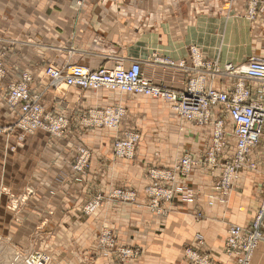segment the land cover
I'll return each instance as SVG.
<instances>
[{
  "label": "crops",
  "instance_id": "crops-1",
  "mask_svg": "<svg viewBox=\"0 0 264 264\" xmlns=\"http://www.w3.org/2000/svg\"><path fill=\"white\" fill-rule=\"evenodd\" d=\"M76 1L0 0V61L6 70L0 88V125H11L18 118L17 109L4 103L7 84L29 72L30 93L42 94L44 114L64 116L68 136L94 148L89 169L76 182L68 143L44 131L26 134L20 142L16 133L0 136L4 191L0 192V226L43 228L36 241L47 243L43 249L51 256L50 264H120L117 254H98L94 248L103 228L111 230L117 246L139 249L135 259L122 264H192L185 248L207 254L215 264H233L222 252L226 230L230 224L251 223L263 194L264 169L239 171L228 203L209 204L207 196L220 172V166L213 168L205 160L217 118L214 112L208 125L198 126L180 120L167 103L141 94L78 86L54 89L44 72L48 66L78 64L95 69L127 67L137 61L154 84L183 90L193 72L179 64L191 66L193 45L204 60L220 66L242 64L251 55L264 56V12L248 20L247 0H81L80 6ZM235 81L217 76L212 86L229 92ZM249 88L254 94L250 83ZM115 104L125 108L119 134L139 132L135 158L125 165L112 164L110 158L117 131L89 129L81 123L88 109ZM263 142L254 152L264 154ZM185 153L197 163L178 183L194 190V201L165 202L169 209L164 216L150 212L146 170L171 166ZM25 187L32 192L17 220L8 210L6 193L16 196ZM116 187L133 189L136 201L117 204L108 198ZM96 194H104L101 202L95 212L84 214V203ZM197 211L203 214L199 219ZM14 239L6 243L20 246L21 240ZM4 258L11 257L0 255L1 264ZM251 264H264V244L255 250Z\"/></svg>",
  "mask_w": 264,
  "mask_h": 264
},
{
  "label": "built area",
  "instance_id": "built-area-1",
  "mask_svg": "<svg viewBox=\"0 0 264 264\" xmlns=\"http://www.w3.org/2000/svg\"><path fill=\"white\" fill-rule=\"evenodd\" d=\"M76 4L80 6L82 1L78 0ZM261 12H264L262 0H247L245 17L254 19ZM190 57V68L207 65L210 69L201 73L197 68L196 79L190 80L183 90H174L162 84H154L142 74L140 63L137 61L127 67L117 65L113 68L90 69L78 64L64 68L48 66L44 73L49 79L48 86L52 88L61 86H78L92 90L104 88L120 95L141 94L152 97L167 103L179 119L193 121L198 126L208 124L214 108L222 109L230 120V129L227 130L220 118L215 119L205 160L213 168L220 166L217 180L212 186L211 199L220 204H226L238 171L241 169L255 171L259 168L251 154L264 141V57L251 55L242 64L226 63L220 66L216 61L204 62L205 60L199 55V48L195 45L190 47ZM179 65L185 66L183 61ZM2 66V61H0V82L3 77ZM218 75L238 78L230 92L220 91L212 86L209 79ZM208 80L209 84H207ZM30 81L31 76L24 74L17 84L12 85L7 99L8 105L15 107L18 112L17 120L11 125L19 131L18 138L21 139L23 135L31 134L37 129L56 134L61 133L67 126V119L62 116L53 117L44 114V108L40 103L41 94L29 93L28 83ZM246 81L255 88L254 94L249 84L245 85ZM124 115L125 108L121 104L93 109L86 124L115 129ZM228 136L233 138L232 148L227 147ZM138 140L139 134L135 131L126 133L122 138H116L114 146L118 157H133ZM217 153H222L224 156L220 165ZM87 156L88 153L83 150L75 169L83 168ZM196 163L191 154L185 153L175 162L172 171L152 175L154 178L174 182L176 176L173 174H189ZM262 180L264 183V171H262ZM174 191L179 192L186 201L193 200V189L184 186H178L174 190L160 188L155 193V197L170 199ZM111 197L112 199L116 197L120 201L132 199L131 194L128 196L127 192L120 190L114 191ZM98 203L96 201L94 205L89 206V210H93ZM158 203L156 199L151 207H156ZM160 214L164 215L163 212ZM261 243L264 244V191L251 224L228 226L222 252L227 259L233 260V264H251L253 254ZM98 248L101 251L108 250L105 253L116 252L121 262L135 258L137 254L134 249L117 246L109 231H104L98 236ZM187 255L189 260L195 264H215L207 254L200 256L187 251ZM17 258L18 256L13 257L7 264H16ZM48 260L49 257L45 253L35 251L24 257V264H46Z\"/></svg>",
  "mask_w": 264,
  "mask_h": 264
},
{
  "label": "rangeland",
  "instance_id": "rangeland-1",
  "mask_svg": "<svg viewBox=\"0 0 264 264\" xmlns=\"http://www.w3.org/2000/svg\"><path fill=\"white\" fill-rule=\"evenodd\" d=\"M247 7V6H246ZM262 13V12H261ZM260 13V14H261ZM248 18V17H246ZM250 20V19H248ZM253 20V19H251ZM199 55L201 56V51L199 50ZM264 57V56H263ZM202 58V56H201ZM203 59V58H202ZM204 60V59H203ZM206 61H211V60H205L204 62ZM3 68V77L1 79V82H0V88L2 86V83H3V80L6 76V70H5V67L2 66ZM103 67V66H102ZM115 67V66H114ZM181 69H188V70H191L193 72V75L189 76L186 83H185V87L187 86L188 82L192 79H196V76L198 74V71L196 70L198 68V70L203 73V71H208L210 69V67H208L207 65H203L202 66H199V67H193V68H185L184 66H180ZM99 68V67H98ZM109 68V67H107ZM110 68H113V67H110ZM46 69V68H45ZM191 73V72H190ZM24 74H29L31 76V81H32V75L31 73L29 72H23L19 78V80L21 79V77L24 75ZM45 74V73H44ZM219 76V75H218ZM217 77V76H213L212 78H208L212 83H213V80L214 78ZM227 77V76H226ZM231 78H234L236 81H235V84L237 82V79L236 77H231ZM19 80L17 81H14V82H10L7 84L6 88H7V94L4 98V103L6 104L7 107L11 108V109H16L15 107H11L8 105L7 103V99H8V96L11 92V88H12V85H15L19 82ZM209 80L207 82V84H209ZM30 81V82H31ZM249 84L248 81L245 82V85ZM166 86V85H165ZM235 86V85H234ZM168 87V86H167ZM60 88V87H59ZM170 88V87H169ZM234 88V87H233ZM232 88V89H233ZM54 89H57V88H54ZM101 89H104V88H101ZM172 89V88H171ZM231 89V90H232ZM28 90H29V93H30V83H28ZM99 90V89H98ZM230 90V91H231ZM229 91V92H230ZM35 93V92H34ZM38 93V92H36ZM41 94V93H40ZM41 99H42V94H41ZM41 99H40V103L42 104L41 102ZM165 103V102H164ZM168 105V104H166ZM43 106V105H42ZM106 107V106H105ZM170 107V106H169ZM104 108V107H102ZM93 109H101V108H92V109H88L84 115L82 116L81 118V123H82V126L85 127V128H89V129H98V130H110V131H113V132H116V136L114 135L113 138H112V142L110 144V158H111V161H112V164H115V163H118V162H121V163H127V162H130L132 161L134 158H135V154H136V150H137V145L135 147V152H134V155L133 157L131 158H125V157H118L117 155V151H116V147L114 146V141L116 138H122L123 136H125L126 133L132 131V130H124L122 131L120 134H119V126H120V122L121 120L124 118V116L121 117V120L117 126V128L115 129H110V128H103V127H95V126H92V125H89V124H86L89 120V116H90V112L91 110ZM214 114L216 115V119L220 118L223 123H224V126L228 129H230V120L226 114V112H224L222 109H219V108H214L213 111ZM222 114V115H221ZM221 115V116H220ZM57 117V116H56ZM64 117V116H62ZM65 118V117H64ZM215 121V120H214ZM213 121V122H214ZM193 122V121H192ZM211 122V116H210V121L208 122V124ZM212 122V124H213ZM14 124V123H13ZM11 124V125H13ZM195 124V123H194ZM206 124V125H208ZM11 125H8L11 127V129H9L10 127L8 126H2L0 125V136H5L8 137L10 136L11 134L13 133H16V137L18 139V141H22L23 138L25 137V135L19 139L18 138V134H19V131L14 128V126H11ZM202 126H205V125H202ZM3 127V128H1ZM14 128V129H13ZM66 129H67V126L64 127V129L62 130L61 133L59 134H56V133H53L51 131H47V130H44V129H37L36 131H34L33 133L37 132V131H44L46 133H48L50 136H52L54 139L56 140H63L64 142L68 143L69 147H70V151L73 152V159H72V163H71V170H72V173H73V177H74V180L77 182H81L82 180V176L83 174L86 173V171L89 169V166H90V163H91V159H92V156L94 154V148L92 147H89L88 145H86L84 142H82L81 140L78 139V137H73V136H68L67 132H66ZM136 133L139 134V132L135 131ZM31 133V134H33ZM27 134H30V133H27ZM228 141H227V147H230L232 144L231 142L233 141V138L231 136H228ZM138 144V143H137ZM262 147L261 148L262 150H264V142L262 143ZM257 148V147H256ZM255 148V149H256ZM10 149H14L13 146L10 147ZM255 149L253 150L252 154H251V157L254 158L257 162V165L259 168L261 169H264V154L261 153V154H257L255 151ZM83 150H86V152L88 153V156H87V161L86 163L83 164V168L78 170L77 168L75 169V165L77 163V160H79L82 156V151ZM261 152V151H260ZM220 156H222V158H220ZM180 158V157H179ZM178 158V159H179ZM177 159V160H178ZM217 159H218V162H219V165L220 163H222L223 159H224V156L222 155V153H217ZM176 160V161H177ZM175 161V162H176ZM175 162L171 165V166H168V167H150L146 170V175L147 177L149 178L150 180V183L145 187V191H146V194L148 196V201H147V208L150 212H154L156 213L157 215L159 216H164L167 214L168 212V209L169 207L165 206L164 203L167 202L169 203L170 205H173V203L175 202H182V203H190L192 201H194L195 199V192L193 190V200L192 201H186L183 199V197H181V194L179 192H176L174 191V194L173 196L170 198V199H167V198H163V197H155V193L158 192V190L160 188H163V189H175L176 187L178 186H184L186 188H190L189 186L185 185V184H180L178 183V180L181 179V178H184L186 177L188 174H173L176 176V180L174 182H170L169 180H162V179H158V177L154 178V176L152 175L153 173H161L163 171H172L173 170V167L175 165ZM125 165V164H124ZM123 165V166H124ZM243 170V169H241ZM239 170V171H241ZM102 171V170H101ZM238 171V173H239ZM238 175V174H237ZM55 179V178H54ZM217 180V177L215 178L214 180V183L216 182ZM236 180V179H235ZM213 183V184H214ZM170 184V185H169ZM234 184V183H233ZM233 184H232V187L230 188V194H231V190L233 188ZM264 184V183H263ZM117 190H120V191H124V192H127V195L130 196V194L132 195V199H124L122 201L120 200H117L116 197H112L113 196V193L114 191H117ZM263 191H264V185H263ZM0 192H4L2 190V187H0ZM31 192H32V189L29 188V187H25L24 188V192L18 194V195H12V194H8V200H7V205L9 207V211L16 217L17 220L20 219V216H19V213L21 212L23 206L25 205V202L27 201V199L30 197L31 195ZM108 198H110L111 200H113L114 202H116L117 204L120 203V202H126V203H134L136 201V198H137V194L136 192L133 190V189H130V188H125V187H116L114 188L111 192L109 191L108 193ZM213 194V193H212ZM104 195V194H103ZM103 195H100V194H96L94 196H92L91 198H89L83 205V213L86 214V215H89V214H92L93 212H95L97 206L93 209V210H89V206L91 205H94L97 202H101V198H103ZM214 195V194H213ZM263 195V194H262ZM106 198V197H104ZM229 198H230V195H229ZM159 202L158 205L154 208H152L151 206L153 204H155V201ZM207 199L209 200V204L212 203L213 201L215 200H212L211 199V196L210 194L207 196ZM261 200V199H260ZM229 201V199H228ZM98 203V204H99ZM228 203V202H227ZM260 203V202H259ZM226 205V204H224ZM88 208V209H87ZM258 208V207H257ZM159 209V210H158ZM257 210V209H256ZM158 212H163L164 215L158 213ZM256 212V211H255ZM202 212L201 211H197L196 212V215L195 217L196 218H201L202 217ZM253 220V219H252ZM21 222V221H20ZM252 222V221H251ZM251 224V223H250ZM231 225V224H230ZM238 225V224H236ZM249 225V224H248ZM239 226H242V225H239ZM246 226V225H244ZM43 230V228H40V227H37V228H33V227H13V226H0V255L1 257L2 256H8L10 259L7 261L6 258H4V264H7L9 261H11L13 259V257L15 256H18L19 259H17L19 263L16 262V264H24V257L29 254V253H32V252H35V251H39V252H43L45 253L48 257H49V260L46 264H50L51 262V256L49 254H47L45 252V250L43 248H45L47 246V243L45 241H36L37 238L39 237V235H41V231ZM104 231H109L111 233V235L113 236L114 238V241L116 243V239L113 235V233L111 232V230L107 229V228H103L102 230L99 231L97 237H96V242H95V245H94V248L97 249V252L98 254L99 253H105L106 251L108 250H104V251H101L99 250L98 248V236L100 234H102V232ZM15 236L17 238H19V240H21V243H19L18 240H16L17 243H19L20 246H16V247H13V246H9V242H14V238ZM8 242V243H6ZM11 244V243H10ZM12 245V244H11ZM9 246V247H8ZM125 248H131V249H134L137 251V254H136V257L139 255V249L138 248H134V247H127V246H123ZM8 248V249H7ZM187 251H192L194 253H197L198 255L200 256H203V254L199 253L198 251L196 250H192L190 248H185L184 252H185V255L188 259H190L187 255ZM113 253V252H112ZM114 254H117L116 252H114ZM118 255V254H117ZM119 257V256H118ZM135 257V258H136ZM83 258H85V256H83ZM90 258H92L90 256ZM87 257V263L88 262H91V259ZM133 258V259H135ZM120 259V257H119ZM132 260V259H131ZM128 261V260H127ZM126 262V261H125ZM192 264H195L193 261H190ZM124 262H121L120 261V264H122ZM1 264V262H0Z\"/></svg>",
  "mask_w": 264,
  "mask_h": 264
},
{
  "label": "bare ground",
  "instance_id": "bare-ground-1",
  "mask_svg": "<svg viewBox=\"0 0 264 264\" xmlns=\"http://www.w3.org/2000/svg\"><path fill=\"white\" fill-rule=\"evenodd\" d=\"M152 98V97H151ZM154 99V98H153ZM181 120V119H180ZM24 136V135H23ZM255 171H257V170H255ZM17 259H19V257L17 258Z\"/></svg>",
  "mask_w": 264,
  "mask_h": 264
}]
</instances>
